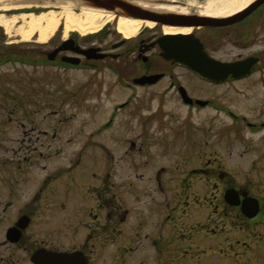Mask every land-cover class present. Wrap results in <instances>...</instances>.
<instances>
[{"label": "flooded vegetation", "instance_id": "flooded-vegetation-1", "mask_svg": "<svg viewBox=\"0 0 264 264\" xmlns=\"http://www.w3.org/2000/svg\"><path fill=\"white\" fill-rule=\"evenodd\" d=\"M165 1L169 3V8L178 9L174 10L175 12L183 10L181 13L189 16L227 19L241 11L238 10L222 17L210 16L203 14V7L207 0ZM186 24L157 22L151 27H143L135 35L117 37L111 42L107 41V38L115 36V33L110 28L95 36L94 39L69 36L73 41V46L77 45L83 49L95 48L105 55V58L86 60L80 57L81 61L78 66L54 62L53 68L59 69L58 71H82L95 74H102L106 70L113 76V82L109 87H118L127 94L124 99L112 103L114 107L112 106V111L102 128L88 131L84 139L85 146L92 145L93 138L104 134L109 129L125 130L124 127L127 128L130 123L133 127L126 139L116 143L115 154L104 148L106 152L103 160L105 170L99 178L100 185L94 189L97 210L91 214L93 220H100L101 223L97 228L98 234L87 233L80 243H69L58 247L44 237L37 240L27 234L26 231L33 224L34 218L40 214L39 201L46 200L43 194L46 181L38 191L31 194V198L29 197L23 203L13 192L15 190L13 186L24 189L28 181L26 182L24 176L13 175L9 170L1 172L0 248L7 249L9 254L1 258L0 264L15 263L11 251L22 252L26 258V264H32L29 260L30 256L40 248L52 252L79 251L86 264H95L99 258L109 264H137L138 246L134 243L136 240L121 239L122 227L126 222L128 211L119 194L121 184L116 177L123 175L131 179L137 172L146 168L141 164L147 165L154 155L158 156L161 153L170 160L171 169H178L180 164L184 166L179 176L169 175L164 181L162 176L169 168L158 169L154 173V178L153 176L149 178V180L154 179L153 187L162 193L165 191L173 193L174 197H179L185 192H194L193 197L196 198L195 196L200 192L195 189L194 184L199 180L205 181L206 187L214 194L210 201L214 215L212 222L217 221L216 217L220 218V226L227 227L228 232L233 236L235 232L240 234L239 231L249 234L252 237V246L248 249L250 262L252 259L264 261V239L258 236L261 234L257 230H253L259 226L264 229V196L253 192L248 181L246 184L237 182L232 174L223 170L219 165H215L222 161L214 155L217 141L215 140L212 144L207 140L209 145L204 148L203 124L194 121V116L206 112L212 114L210 119L213 121L220 120V117L227 121V124L214 125L212 123L213 125L206 128L209 131H228L229 129L234 136H237L236 131L243 129L248 136H264V52L242 56V52H246L256 44L260 37H264V3L241 19L228 23L217 22L189 26ZM164 26L190 28L191 30L187 33L165 34ZM171 44H180V49L165 48ZM109 50L118 52L113 54ZM237 50L239 51L238 58H227L230 52ZM63 55L75 56L77 54L70 51L58 53L55 60H60ZM183 62H216L218 66L213 73L214 77L209 79L194 73ZM236 63L246 64L235 69V75H225L226 72L221 65H235ZM248 65L249 72L244 75L243 72ZM147 77H149L147 82H136L138 79ZM184 78L190 81L188 85ZM247 82L250 84L245 89L249 90L250 94L249 91H243L240 87ZM192 85L200 86V89H205L208 93L192 91L190 88ZM224 87L228 88L232 95L249 100L252 103L253 112L258 117L237 112L236 97L231 98L230 101H224L216 94H209L207 90ZM237 87L241 89L237 90ZM140 99L146 101L142 106L141 103L137 106ZM120 120L121 124H118ZM189 122L193 127L195 126V132L192 134L184 130V126ZM22 129L24 130L21 131L23 137L20 139L19 150L23 152V155H19L17 161H13L11 157L8 158L9 160L4 159L8 163L15 162L19 174H22L23 169L39 166L41 163L42 168H47V161L59 154L58 148L62 141L71 143L74 137L79 135L77 131L71 132V130L62 133L55 121L44 126L36 124ZM243 148L244 150L238 154H232L229 150L227 157L233 162L249 163L248 167L245 165V168H250L251 172L253 170L263 171L264 150L248 157L249 155L245 154L248 148L246 146ZM189 150L190 154H188ZM200 157L213 160H207V165L203 168L197 166ZM140 158H144L141 164ZM254 163L257 165H253ZM139 178L142 179L144 176L141 175ZM31 189H33L32 186ZM258 189H263L261 184ZM17 203L23 208H20L13 219L10 208ZM171 223L173 220L170 219L169 225ZM16 226L20 228V233L17 236L9 235L8 229ZM231 228L235 229L232 233ZM49 231L52 232V227ZM216 233L214 230L213 234ZM226 239L230 242V235ZM151 241L147 240V242ZM149 246L143 248L146 254L151 247ZM153 255L159 262L162 252L153 251L150 258Z\"/></svg>", "mask_w": 264, "mask_h": 264}, {"label": "rangeland", "instance_id": "rangeland-1", "mask_svg": "<svg viewBox=\"0 0 264 264\" xmlns=\"http://www.w3.org/2000/svg\"><path fill=\"white\" fill-rule=\"evenodd\" d=\"M22 1L29 4L17 6L28 5L29 8L0 11V14H3L6 19L10 20L12 17H16V21L11 25V32H6L5 28L0 26V53L7 50L33 54L46 53L55 50L62 40L71 35L78 38L91 37L94 39L107 28L115 33V36L108 37L107 41L111 42L117 37H122V34L117 31L118 17H116L110 21L103 20L104 22L102 21V25L96 32L87 34H80L78 31L65 28L64 21L60 19L56 29L46 42L38 41L37 35H33L27 41L22 40L15 31L23 25V20L17 19L21 14L37 16L54 13L61 16L68 10L75 14L81 13V10L74 5L59 3L54 7L49 4L44 6V4L38 3V0ZM39 4H42L43 7ZM16 11L17 13H15ZM247 51L242 52V56L263 53L264 37H260L256 44ZM109 52L116 54L118 51L109 50ZM238 53V50L230 52L227 58L236 59ZM184 81L187 85L190 83L186 78ZM112 82L113 76L106 70L102 74H95L82 71H56L51 68H45V70L21 66L11 68L9 65L0 68V175L4 170H9L13 175L24 176L26 182L28 181L24 189L13 186L15 187L13 192L23 203L29 197L31 198V194L38 191L46 181L43 191L46 200L39 201L40 214L34 218L33 224L26 231L27 234L33 236V239L39 240L44 237L53 245L62 247L69 243H80L87 233L98 234L97 228L101 221L93 220L91 214L97 210L94 189L100 185L99 178L105 170L103 160L106 152L104 148L115 154L116 143L126 139L133 127V124L130 123L127 128L124 127L125 130L117 131L119 128L109 130L93 138L92 145L85 146L84 139L88 131L104 121L113 102L120 101L127 95L124 90L118 87H109ZM249 84L247 82L240 86L242 89L237 87V90L249 91L245 89ZM190 88L192 91L198 90L202 94L208 93L197 85H192ZM207 90L209 94H216L224 101H230L231 98L236 97L237 112L258 117L253 112V106L249 100L232 95L228 88ZM248 93L250 94V91ZM257 94L259 93L257 92ZM144 101L146 100L140 99L137 106L140 103L142 106ZM211 117L212 114L203 112L194 116V121L203 124L204 148L209 145L207 140L212 144L215 140L217 141L214 155H217L222 161L215 165H219L223 170L232 174L237 182L246 184L248 181L253 192L264 196V192H261L264 190V170L251 172L250 168H245V165L248 167L249 163L233 162L227 157L229 150L232 154H238L244 150L243 146L248 148L245 153L249 155L248 157L254 156L264 150V136L251 137L246 135V131L243 129H239V132L236 131L237 136H234L229 129L228 131H209L206 128L210 125L227 124L224 118L220 117V120L213 121L210 119ZM53 121L58 124L62 133L71 130V132L77 131L79 135L75 136L71 143L62 141L58 148L59 154L47 161V168H42L41 163L39 166L25 168L22 174H19L15 162L4 161V159L9 160V157L13 161H17L18 156L23 155V152L19 150L20 139L23 137L21 131L24 130L22 128H29L36 124L44 126ZM118 124H121V120ZM194 129L195 126L193 127L190 122L184 126V130L188 134L194 133ZM190 153L189 150L188 154ZM203 156L205 155L203 154ZM207 158L200 157L197 166L205 168L206 161L213 160ZM141 161H144V158H140V164ZM10 164L11 167H9ZM141 165L146 168L137 172L136 176H132L131 179H127L123 175L116 177L121 184L119 194L128 211L126 222L122 227L121 239L136 240L134 243L138 246L137 264H264V261H255L254 259L250 262L248 249L252 246V237L249 234L239 231L240 234L235 232L236 235L233 236L228 232L227 227L220 226V218L216 216L217 221L212 222L214 215L210 201L214 194L206 187L205 181L199 180L194 184L195 189L200 192L195 196L196 198L193 197L194 192H185L179 197H174L173 193L157 191L153 187L154 179L149 180V178L151 176L154 178V173L162 167L169 168L162 176L163 181L169 175L179 176L183 164H180L178 169H171L170 160L161 153L158 156L154 155L147 165ZM141 175L144 178L140 179ZM259 184L263 189H258ZM31 186L34 190L31 189ZM21 207L23 208L17 203L10 208L13 219ZM168 217L173 220L174 224L169 225ZM51 227L52 232L49 231ZM214 230L217 235L213 234ZM253 230H257L261 234L258 236L264 239V229L259 226ZM234 231L235 229L231 228V233ZM229 235L230 242H227L226 238ZM147 240L155 241V243L147 242ZM147 246L150 248L146 254V250L143 248ZM153 251L162 252L159 262L155 260V255L150 258ZM7 253L9 254V251L1 247L0 260ZM11 254L15 261L13 264L27 263L22 252L11 251ZM101 259L99 258L95 264H109Z\"/></svg>", "mask_w": 264, "mask_h": 264}, {"label": "water", "instance_id": "water-1", "mask_svg": "<svg viewBox=\"0 0 264 264\" xmlns=\"http://www.w3.org/2000/svg\"><path fill=\"white\" fill-rule=\"evenodd\" d=\"M22 1V0H20ZM42 1V0H38ZM24 4L28 2L22 1ZM44 3H49L51 5L56 4H67L71 3L72 5L78 8H89L95 10H103L107 12H113L116 15L132 18V19H141L144 21H150L154 23H187L186 25H199L205 23H228L229 21H234L236 19H241L251 11H253L260 4L264 3V0H253L250 2L243 10L236 13L233 16H230L227 19H213L202 16H189L181 12H175L170 10L168 2L165 0H43ZM157 7H165V9H159ZM168 8V9H166ZM192 23V24H189ZM68 43H71L70 40L65 41L59 48L54 50L49 54V57H54L61 50L73 49L67 46ZM166 49L179 50L180 44H171L165 47ZM164 48V49H165ZM74 51L77 53H83L87 58H101L102 55L94 54L95 50H79L77 47L74 48ZM166 57V56H165ZM69 59V58H64ZM188 66L198 73H209L212 74L217 68L218 64L216 62H186ZM246 64V63H243ZM243 64L235 65H221L225 72L231 73L235 71L238 67ZM10 233L16 234L13 230L9 231ZM20 232V231H19ZM31 262L34 264H86L85 260L79 252L73 253H57L50 252L46 250L39 249L31 256Z\"/></svg>", "mask_w": 264, "mask_h": 264}, {"label": "bare ground", "instance_id": "bare-ground-1", "mask_svg": "<svg viewBox=\"0 0 264 264\" xmlns=\"http://www.w3.org/2000/svg\"><path fill=\"white\" fill-rule=\"evenodd\" d=\"M250 1L251 0H207L205 6L203 7V14L219 17L227 16L237 12L238 10H241ZM21 3L24 4V2L20 0H0V11H6L10 9L17 10L26 8L28 6H17ZM66 5L72 6L71 3ZM157 8L165 9V7ZM169 9L178 10L171 7ZM180 11L183 12V10ZM113 18H116L113 12L89 8H82L81 13L79 14H75L68 10L63 12L61 16H57L54 13H44L37 16L24 13L21 14L19 18H17L23 20V25L15 31L22 40L27 41L33 35H37L38 41L46 42L49 36L56 29L60 19L64 21L65 28L78 31L80 34H87L96 32L105 20L110 21ZM15 21L16 17H12L9 20L6 19L3 14H0V26H3L8 33L11 32V25ZM153 25V22L144 21L141 19H132L122 16L117 18V31L124 37H130L131 35L136 34L141 28L145 26L151 27ZM190 30V28H177L171 26L163 27V32L165 34L187 33Z\"/></svg>", "mask_w": 264, "mask_h": 264}]
</instances>
